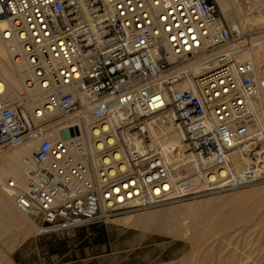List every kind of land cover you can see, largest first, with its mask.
I'll return each instance as SVG.
<instances>
[{
    "label": "built area",
    "instance_id": "2783aa9c",
    "mask_svg": "<svg viewBox=\"0 0 264 264\" xmlns=\"http://www.w3.org/2000/svg\"><path fill=\"white\" fill-rule=\"evenodd\" d=\"M0 20L43 97L0 98V148L33 143L26 186H6L39 235L264 181L251 45L215 0H0Z\"/></svg>",
    "mask_w": 264,
    "mask_h": 264
},
{
    "label": "rangeland",
    "instance_id": "374dc122",
    "mask_svg": "<svg viewBox=\"0 0 264 264\" xmlns=\"http://www.w3.org/2000/svg\"><path fill=\"white\" fill-rule=\"evenodd\" d=\"M228 3L229 12L234 13L237 20L246 21L244 23L250 25L242 33L235 29L240 32L237 40L249 43L252 38L264 35V20L254 24L258 18L264 19V0L257 2L228 0ZM217 6L219 14L229 26L228 19L221 14L219 5ZM61 121L65 123L67 120L61 119ZM5 149L0 148V150ZM247 193L249 199L246 196L242 197ZM208 199H221L223 201L220 207L221 212L239 210L237 217L249 218L248 222L244 218L238 219L240 222L236 220L239 223L235 221L233 224V221L214 234L215 237H221L222 241L228 242L221 241L222 248L226 243L225 249L221 248L216 255L222 257L232 251L236 254L245 252L250 257L247 260L251 261L252 258L257 257L259 252V255L264 257V181L162 206L124 212L106 221L86 224L53 235H39L35 223L26 215H22L20 229L22 228L24 232L19 233V228L5 227L7 230L2 231H9L15 239L10 250L5 249L0 240V250L12 264H167L168 262L177 264L181 260L187 264L188 259L191 258V256L188 257L191 254V247L185 237L187 234L172 236L166 232L154 231L150 227H143L136 222V219L146 213L156 214L163 210L177 209ZM120 218H129V221L127 223L118 222ZM259 246L263 251L258 248ZM201 254L198 252L194 255L188 264L201 260ZM263 257L262 261H264Z\"/></svg>",
    "mask_w": 264,
    "mask_h": 264
},
{
    "label": "bare ground",
    "instance_id": "6f19581e",
    "mask_svg": "<svg viewBox=\"0 0 264 264\" xmlns=\"http://www.w3.org/2000/svg\"><path fill=\"white\" fill-rule=\"evenodd\" d=\"M251 1L257 2L258 0ZM216 2L222 11L221 14L228 19L230 29H238L241 33L247 30V27L250 26L249 23L246 24L244 23L246 21L237 20L234 13L229 12L230 5L228 0H216ZM262 20L264 19L258 18L254 24H258ZM5 26L6 21L0 20V29ZM263 37L264 35L252 38L249 41L251 45L250 49L243 55L252 61L256 70L257 88L252 104L261 121H264V44H260V39ZM238 43L242 44L245 42L244 40H239ZM16 50L17 46L15 44L3 40L0 37V98L22 102L28 110L40 108L43 103V97L38 88L30 87L26 83L28 71L23 63L15 59L14 53ZM207 57L202 56L192 63L196 72L200 71L205 65ZM67 123L68 121L63 122V124ZM158 132L162 135L164 134L166 141L173 146H180V136L174 131L172 126H162ZM32 147V142H26L17 147L0 150V240L7 250L11 249L15 236L12 233L10 234L9 231L2 230H7L5 227H15L19 228V233H23L24 230L22 228L20 229V224L23 219L22 215L24 214L16 209L11 189L6 186V183L9 180L14 181L17 190H22L26 186L27 167L23 164L22 157L30 156ZM262 147L264 150V144ZM246 161L247 158L237 152L233 158L234 168L237 170L241 169ZM243 196L248 198V193L243 194ZM222 202L221 199H208L198 203L187 204L177 209L163 210L156 214L146 213L138 216L136 222L140 223L143 227H150L154 231L166 232L172 236L187 234L185 237H187L186 240L189 241L191 247V254L188 257L191 256L192 258L198 252L202 253V259L196 260L197 262L193 264H264V261L261 260L263 256H260L259 252L258 255L256 254L257 257L252 258L251 261L247 260L250 257L245 252L236 254L232 251L222 257L216 255L222 248V239L221 237H215L214 234L218 233L223 227L231 224L233 221L234 224L236 220L239 221L238 219L241 220V218H244L247 220L246 222L249 219L248 217L246 219V216L237 217L239 210L237 212L233 209L229 212L226 211V213L221 212L220 207ZM260 220L262 221V219ZM117 221L127 223L129 218H120ZM223 241L227 242L226 240ZM258 248L261 247L259 246ZM261 250L263 251L262 248ZM191 258L188 259V262ZM184 259L187 260L185 257ZM182 261L177 262V264L185 263ZM0 264H12L1 250ZM167 264L173 263L168 262Z\"/></svg>",
    "mask_w": 264,
    "mask_h": 264
},
{
    "label": "water",
    "instance_id": "95a60500",
    "mask_svg": "<svg viewBox=\"0 0 264 264\" xmlns=\"http://www.w3.org/2000/svg\"><path fill=\"white\" fill-rule=\"evenodd\" d=\"M71 132H72L71 129L63 128V129L61 130V135H62V137H63L64 139H67V138H69Z\"/></svg>",
    "mask_w": 264,
    "mask_h": 264
}]
</instances>
